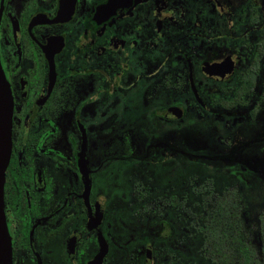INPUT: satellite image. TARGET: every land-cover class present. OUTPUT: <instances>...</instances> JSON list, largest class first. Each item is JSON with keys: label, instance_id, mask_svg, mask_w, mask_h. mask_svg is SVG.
Masks as SVG:
<instances>
[{"label": "flooded vegetation", "instance_id": "flooded-vegetation-1", "mask_svg": "<svg viewBox=\"0 0 264 264\" xmlns=\"http://www.w3.org/2000/svg\"><path fill=\"white\" fill-rule=\"evenodd\" d=\"M11 264H264V0H0Z\"/></svg>", "mask_w": 264, "mask_h": 264}, {"label": "water", "instance_id": "water-1", "mask_svg": "<svg viewBox=\"0 0 264 264\" xmlns=\"http://www.w3.org/2000/svg\"><path fill=\"white\" fill-rule=\"evenodd\" d=\"M12 97L0 64V264H11V243L3 210L4 173L11 149Z\"/></svg>", "mask_w": 264, "mask_h": 264}]
</instances>
